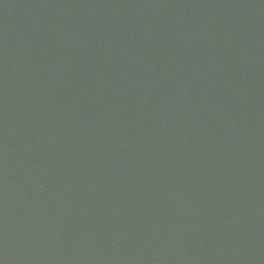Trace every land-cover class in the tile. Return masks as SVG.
I'll list each match as a JSON object with an SVG mask.
<instances>
[{
  "label": "water",
  "instance_id": "obj_1",
  "mask_svg": "<svg viewBox=\"0 0 264 264\" xmlns=\"http://www.w3.org/2000/svg\"><path fill=\"white\" fill-rule=\"evenodd\" d=\"M0 264H264V0H0Z\"/></svg>",
  "mask_w": 264,
  "mask_h": 264
}]
</instances>
